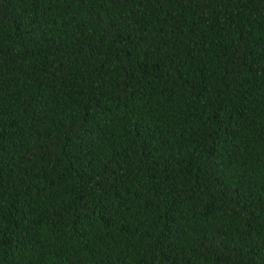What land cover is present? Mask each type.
<instances>
[{"label": "trees", "instance_id": "16d2710c", "mask_svg": "<svg viewBox=\"0 0 264 264\" xmlns=\"http://www.w3.org/2000/svg\"><path fill=\"white\" fill-rule=\"evenodd\" d=\"M0 264H264V0H0Z\"/></svg>", "mask_w": 264, "mask_h": 264}]
</instances>
